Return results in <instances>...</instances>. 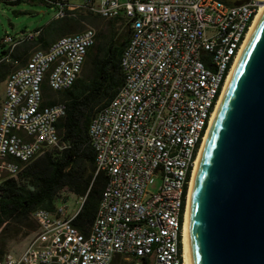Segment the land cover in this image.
I'll return each mask as SVG.
<instances>
[{
  "label": "built area",
  "instance_id": "1",
  "mask_svg": "<svg viewBox=\"0 0 264 264\" xmlns=\"http://www.w3.org/2000/svg\"><path fill=\"white\" fill-rule=\"evenodd\" d=\"M17 0H0L13 3ZM56 16L86 11L120 19L130 28V54L120 61L124 84L91 120L88 134L96 174L107 177L94 222L84 235L59 199L53 212L31 214L34 238L0 264H184L183 223L196 159L230 74L264 1L235 11L217 0H40ZM41 29L14 38H38ZM96 30L66 36L47 54L29 55V70L9 74L0 104V184L54 148L63 149L56 124L61 105L43 104L42 86L72 87ZM10 52V50H9ZM18 61L14 62L17 66ZM51 108L58 120L49 121ZM117 164V172H109Z\"/></svg>",
  "mask_w": 264,
  "mask_h": 264
},
{
  "label": "trees",
  "instance_id": "2",
  "mask_svg": "<svg viewBox=\"0 0 264 264\" xmlns=\"http://www.w3.org/2000/svg\"><path fill=\"white\" fill-rule=\"evenodd\" d=\"M87 26L96 30L95 42L88 49L82 71L72 87L52 92L47 85L42 86L44 105L65 104V115L56 128L60 142L66 147L44 153L25 166L17 179L7 178L0 184V238L9 224L28 226L31 214L37 209L53 212L56 202L66 199L61 197L64 192L76 200L84 198L72 225L86 235L94 222L107 177L102 172L96 174L88 127L124 84L120 59L130 38L129 25L120 19L108 20L86 11L55 18L41 28L38 38L14 47L10 45L1 53L0 84L11 72L26 65L35 50H45L52 42L80 33ZM15 61L19 63L17 66ZM4 257L0 249V263Z\"/></svg>",
  "mask_w": 264,
  "mask_h": 264
},
{
  "label": "water",
  "instance_id": "3",
  "mask_svg": "<svg viewBox=\"0 0 264 264\" xmlns=\"http://www.w3.org/2000/svg\"><path fill=\"white\" fill-rule=\"evenodd\" d=\"M190 217V264H264V12L219 104Z\"/></svg>",
  "mask_w": 264,
  "mask_h": 264
},
{
  "label": "rangeland",
  "instance_id": "4",
  "mask_svg": "<svg viewBox=\"0 0 264 264\" xmlns=\"http://www.w3.org/2000/svg\"><path fill=\"white\" fill-rule=\"evenodd\" d=\"M77 1L70 0L72 4ZM56 13L57 11L54 7H49L40 0H23L14 5L0 2V55L4 50L8 49V45L1 44L2 39L6 35L14 38L24 32L41 29L55 19ZM11 46L14 47L16 45ZM37 51L39 50L34 52ZM3 95L4 85L1 83L0 104ZM61 197L67 199V205L72 211L77 209L76 199L73 196L64 192ZM36 232L37 226L33 220L26 227L9 224L7 230L0 238V249L3 250L5 255H19L34 238Z\"/></svg>",
  "mask_w": 264,
  "mask_h": 264
},
{
  "label": "bare ground",
  "instance_id": "5",
  "mask_svg": "<svg viewBox=\"0 0 264 264\" xmlns=\"http://www.w3.org/2000/svg\"><path fill=\"white\" fill-rule=\"evenodd\" d=\"M257 1L261 2V1H264V0H257ZM230 10L247 11V10H249V2L246 1L245 3L238 4V5L234 6V7H230ZM263 12H264V4H257V7H255V18L253 20L252 25L250 26L249 31H244V39H245L244 44L242 46V49H241L240 53L236 57V60H234L233 63H231V65H230V74L228 75V78H227L226 82L223 83V90L220 91V99H219V101L217 103V106H216L214 112H213V115H212L211 120H210L209 127H208V129L206 131V134H205L204 139H203V143L201 145L200 151H199L197 159H196L194 171H193L192 178H191V181H190V184H189V190H188L187 202H186V208H185V214H184V223H183L184 264H190L188 248H189V227H190V221H191V217H190L191 190H192V187L194 185V181L197 178L199 167H200V163H201V159H202V156H203V152H204V150L206 148L208 139L210 137L211 128H212V126H213V124L215 122V116H216V113L218 111V107H219V104L221 102V99H222V96L224 94V91L226 89V86L228 84V81L230 79L232 70H233L235 64L237 63V61L239 59V56H240L241 52L243 51V49H244V47H245V45H246V43L248 41L249 36L251 35V33H252L254 27L256 26V24L258 23V20H259V18L262 15ZM62 17H64V16H57V18H62ZM31 39H32V37L18 38L15 41H11L9 43V45H18V44H20L23 41H28V40H31ZM65 40H66V37H62V38L52 42L51 44H49L48 47L45 50H39L37 52H34L33 54L34 55L47 54L48 51H50V48H57L58 47V43H62ZM129 54H130V46H126V48H125V50H124V52H123V54L121 56L120 61H124V56H127ZM28 70H29V63H27L26 65H24V66H22V67H20V68H18L16 70H14L12 72V74H20V73H23V71H28ZM118 93H119V91L117 92V94ZM64 109H65V105H61V112H63ZM57 119H58V108H51L50 109V113H49V121H56ZM109 172H117V164H109ZM101 198H103V194H102ZM72 230H77V229L72 225Z\"/></svg>",
  "mask_w": 264,
  "mask_h": 264
},
{
  "label": "crops",
  "instance_id": "6",
  "mask_svg": "<svg viewBox=\"0 0 264 264\" xmlns=\"http://www.w3.org/2000/svg\"><path fill=\"white\" fill-rule=\"evenodd\" d=\"M2 84H3V85H4V87H5V82H3ZM2 98H3V96H2Z\"/></svg>",
  "mask_w": 264,
  "mask_h": 264
}]
</instances>
